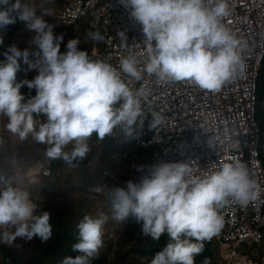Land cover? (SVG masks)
<instances>
[{"label": "clouds", "instance_id": "clouds-1", "mask_svg": "<svg viewBox=\"0 0 264 264\" xmlns=\"http://www.w3.org/2000/svg\"><path fill=\"white\" fill-rule=\"evenodd\" d=\"M31 1L0 0V29L18 17L36 33L32 43L38 47L30 53L12 42L0 61V243L10 247L23 237L39 236L45 242L51 237L50 213L35 214L37 205L24 184L37 186L38 197L44 195L51 207L56 199L43 178L52 173L54 160L70 167L77 160L81 180L98 191L82 192L100 204L105 196L107 203L94 212L98 216L84 215L77 222L78 242L72 250L79 254L65 252L63 260L60 256L51 264H92L108 248L116 254L122 250L115 244L117 233L123 231L131 241L130 216L138 223L135 238L170 236L150 264H198L204 242L210 240L225 264H235L242 255L244 264L261 263L264 232L255 241L242 228L251 220L247 206L260 195L245 164L232 159L217 167L212 159L217 160L220 149L212 138L199 144L192 135L189 143L162 149L149 142L163 124L161 115L153 112V120L144 123L140 119L142 100L162 84L189 80L199 93L217 92L245 71L241 41L222 23L230 14L227 0H89L83 13L77 0H40L57 10L61 26L75 29L68 42L63 28L53 29L43 15H36L37 7L51 15L44 3ZM65 10L76 16L62 19ZM127 20L144 33L148 60L143 71L152 75L147 78L135 55L121 58L117 67L105 59L112 40L126 42L119 24ZM20 61L27 64L23 75L28 80L17 82ZM263 92L264 77L259 86L264 114ZM5 118L14 137L2 127ZM255 119L264 131L256 108ZM155 154L160 162L154 164ZM242 231L248 237L238 241ZM73 240L70 227L66 244Z\"/></svg>", "mask_w": 264, "mask_h": 264}, {"label": "built area", "instance_id": "built-area-1", "mask_svg": "<svg viewBox=\"0 0 264 264\" xmlns=\"http://www.w3.org/2000/svg\"><path fill=\"white\" fill-rule=\"evenodd\" d=\"M227 3L230 14L222 23L241 41L239 51L245 71L217 92L204 90L199 93L189 87L192 83L189 80L162 84L142 100L140 119L144 123L153 120V112L161 115L159 123L163 124L156 128L149 142H158L162 149H173L181 141L189 143L193 135L199 144L208 138L214 140V145L220 149L217 160L212 159L217 167L232 159L242 161L260 186L259 197L247 206L252 212L251 222L264 224V131L255 119V83L264 59V0H227ZM77 4L83 13L90 1L77 0ZM75 16L65 10L62 19ZM119 29L126 35V42L118 37L109 43L107 62L117 67L121 58L132 54L136 56L137 68L143 77L152 76L143 71L148 60L143 31H137L129 20L121 22ZM125 77L122 74V78ZM261 104L264 106V92ZM158 162L160 156L155 154L154 164ZM228 236L234 237L233 234ZM262 236L263 233L257 232L252 239L259 241ZM245 237L248 233L242 231L238 241ZM249 264H264V259L261 263Z\"/></svg>", "mask_w": 264, "mask_h": 264}, {"label": "trees", "instance_id": "trees-1", "mask_svg": "<svg viewBox=\"0 0 264 264\" xmlns=\"http://www.w3.org/2000/svg\"><path fill=\"white\" fill-rule=\"evenodd\" d=\"M31 2L36 6L44 3V7L50 10L51 15L44 14L38 7L36 15H43V19L48 24L53 25V29L57 27L63 28L64 41L68 42L72 39L75 29L73 27H63L56 21L57 10H54L52 5L40 0ZM35 35L36 33L28 30L25 22L20 21L18 17L15 24L8 25L6 29H0V36H3V43L0 44V61L6 59L4 52L12 42L17 43L21 51L25 49H28L30 53L38 51L37 45L32 43ZM30 59H35V57L30 56ZM20 63L21 68L17 73V82L28 80L26 75H23V72L25 74L27 72V64L23 63V61H20ZM32 71L37 72L38 69H32ZM24 87L25 84L21 88L23 89ZM42 146L46 150L47 146L44 144ZM45 150L38 158L45 156ZM73 163L76 165L75 167L68 166L62 160H54L52 173L43 178V184L47 188H52V195L56 199V203L49 208L46 200L38 197L39 190L37 186L31 187L24 184L31 193L30 198L37 205L35 214H41L44 211L50 213L49 223L52 226V235L46 242L41 241L39 236H33L31 239L23 237L19 244H14L10 247L0 243V261L2 264H51L57 257L61 256L63 260L67 256L65 252L72 257L79 254L72 250V245L78 242L77 222L82 220L84 215L100 210L101 206L99 199L84 193H95L98 191L94 190L96 187L92 184L88 185L81 180L77 171L78 161L76 160ZM76 176H78L80 184H78ZM126 221L128 222V232L132 246L125 252L117 250L116 254H113L112 248H108L106 251L99 253L98 258H95L92 264H150L155 254L162 251L170 242L169 234H161L159 239H154L152 236L145 238L143 235L135 238L134 233L138 223L131 216ZM70 227L74 230V240L66 244L68 228ZM211 244L213 246H210ZM199 258L200 262L198 264H203L206 258L210 261V264H225L219 254L218 245L211 240L204 242V250L199 255ZM244 262L245 257L242 255L235 264H244Z\"/></svg>", "mask_w": 264, "mask_h": 264}, {"label": "rangeland", "instance_id": "rangeland-1", "mask_svg": "<svg viewBox=\"0 0 264 264\" xmlns=\"http://www.w3.org/2000/svg\"><path fill=\"white\" fill-rule=\"evenodd\" d=\"M66 51H67V49H66ZM66 51H64V53ZM37 119H39V118H37ZM1 121H2V127L4 128L6 133L9 132V135H11V137H14V134H12L6 127L7 122H8L7 118L2 119ZM39 197L43 199L45 196L44 195H39ZM45 200H46V203H47V207L49 208V199H45ZM102 203L100 204L101 206H104V204L107 203L105 196L103 197ZM56 208H58V207L56 206ZM89 212H91V211H89ZM89 215H91L93 217L98 216L95 213H90ZM115 244H117V245L119 244L121 246L120 248L122 250L126 251L131 246V241L130 240H126V234H124V232L121 231V232L117 233V238L115 240Z\"/></svg>", "mask_w": 264, "mask_h": 264}, {"label": "crops", "instance_id": "crops-1", "mask_svg": "<svg viewBox=\"0 0 264 264\" xmlns=\"http://www.w3.org/2000/svg\"><path fill=\"white\" fill-rule=\"evenodd\" d=\"M44 1H47V0H44ZM64 1L65 0H61L60 3H63ZM40 118H41L42 122H46L47 117L44 114H42L40 116ZM242 228L250 233L251 239L257 232H261V233L264 232V224L254 223V222H251V220H247L242 225ZM249 244L254 245L256 249L259 248V245L255 244L251 240H249Z\"/></svg>", "mask_w": 264, "mask_h": 264}, {"label": "water", "instance_id": "water-1", "mask_svg": "<svg viewBox=\"0 0 264 264\" xmlns=\"http://www.w3.org/2000/svg\"><path fill=\"white\" fill-rule=\"evenodd\" d=\"M264 77V63L262 67L258 71L257 80H256V90H255V108H256V115L261 122V124H264V114L261 111V108L259 107V86L261 83L262 78Z\"/></svg>", "mask_w": 264, "mask_h": 264}]
</instances>
